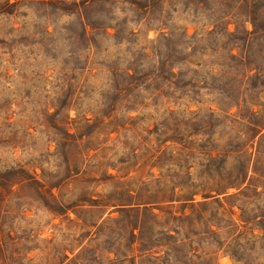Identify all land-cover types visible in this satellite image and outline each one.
<instances>
[{
  "label": "rangeland",
  "instance_id": "1",
  "mask_svg": "<svg viewBox=\"0 0 264 264\" xmlns=\"http://www.w3.org/2000/svg\"><path fill=\"white\" fill-rule=\"evenodd\" d=\"M84 2L0 0V264H172L157 246L169 241L163 226L146 215L141 235L125 210L180 209L212 184L211 169L248 159L264 169L258 140L236 152L248 120L264 119V0H250L255 35L243 0H208L216 25L190 0ZM162 62L181 69V88L144 79ZM224 201L232 209L237 200ZM261 214L264 195L248 210ZM255 232L250 263L264 264ZM142 241L153 252L139 256ZM197 246L209 252L199 261L238 264L209 242ZM191 248L172 247L201 264ZM113 249L127 257L112 263Z\"/></svg>",
  "mask_w": 264,
  "mask_h": 264
},
{
  "label": "trees",
  "instance_id": "2",
  "mask_svg": "<svg viewBox=\"0 0 264 264\" xmlns=\"http://www.w3.org/2000/svg\"><path fill=\"white\" fill-rule=\"evenodd\" d=\"M89 0H85L84 3H88ZM221 0H213V2H220ZM226 1V0H222ZM246 3L247 11L246 16L251 18L254 29L248 30L249 35H255L258 33L256 23L252 19V10H250V0H243ZM190 3L193 5V10L196 13V16L205 17L208 20H212V24L216 25L220 18L218 17V12L210 9L211 3L208 0H190ZM227 6H230L229 3H226ZM230 20H233V13ZM228 15V16H229ZM196 17V18H197ZM229 22V23H231ZM195 24H198V21H194ZM85 33H87L86 24L82 21ZM216 28V26H215ZM228 33L233 34L227 28ZM234 49V47L231 49ZM232 59L236 56L232 53ZM186 60L180 61V64H186ZM175 66L167 67V63L162 62L161 66L153 72V75H146L144 79L146 80H163L164 85H174L176 88H181L179 86V79L182 76V71L179 69L177 72L174 71ZM253 69L246 70L242 80L245 81L246 78L249 79L250 72ZM261 73V71H258ZM129 77L133 78V81L130 84L133 86L135 74H131L130 71L127 72ZM162 87H156L153 91L154 95L163 94ZM240 107L241 103H236ZM257 115H260V112H257ZM248 132L246 133V142L242 144L236 152L239 155H247L250 148L254 147L255 142L258 140V153H262V147L264 145V119H249L247 122ZM251 169L253 173L251 174ZM212 172L216 174L215 178H211L214 181L211 185H205L202 189L192 193L190 197L185 200L180 209H167L164 207H157L159 212H156V207L153 206H144L142 208H131L125 210L127 213L133 212L138 217V227L142 231L144 230V224H146V215H150L154 221L160 223L163 226V233H167L169 241L164 242L162 239L158 238V247H166V256L169 260L172 261V264H194L195 261L188 262L185 259L184 254L176 253L173 254L172 247H180L184 245H190L192 248L191 251L194 256L198 258L197 262L201 264H209L204 261H199L201 255H208L209 252L202 251L201 255L198 254L199 246L193 248V244L201 245L204 242H209L210 245L218 247L214 254L220 253L224 249V253L229 255L235 262L238 264H251V253L253 248L251 247V242L256 235V229H259L262 232V238H264V214L258 215L256 217H250L248 215V210L251 204V199L260 198L264 195V189H260L258 183L259 179L262 178L264 181V169L258 165V162L252 167V162L250 159L247 161L241 162L233 168L232 171H227L224 173L222 169H211ZM216 178H218L216 180ZM236 189V192H230V189ZM202 195V199L198 200L196 198L197 194ZM223 196V197H221ZM223 198V199H222ZM236 198V203H232L230 206L232 209H228L225 205L224 200H230ZM237 205L241 213L238 218H236V212L233 210V207ZM257 220V223H253ZM204 222L208 224V230L198 231V230H187L191 225L200 224ZM221 234L225 235L224 240L221 242L219 237ZM145 242V243H144ZM148 243L146 241L141 242V253L139 256H144L150 252H153L154 246L147 248ZM115 253V260H112V263L121 262L127 256L121 254L118 250H112ZM137 256H133L132 261L135 262ZM156 260H159L161 257L152 255Z\"/></svg>",
  "mask_w": 264,
  "mask_h": 264
},
{
  "label": "bare ground",
  "instance_id": "3",
  "mask_svg": "<svg viewBox=\"0 0 264 264\" xmlns=\"http://www.w3.org/2000/svg\"><path fill=\"white\" fill-rule=\"evenodd\" d=\"M225 264H229V261H225Z\"/></svg>",
  "mask_w": 264,
  "mask_h": 264
}]
</instances>
